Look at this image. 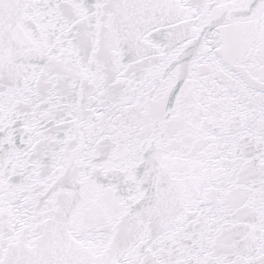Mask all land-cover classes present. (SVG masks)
<instances>
[{
	"label": "snow or ice",
	"instance_id": "obj_1",
	"mask_svg": "<svg viewBox=\"0 0 264 264\" xmlns=\"http://www.w3.org/2000/svg\"><path fill=\"white\" fill-rule=\"evenodd\" d=\"M0 264H264V0H0Z\"/></svg>",
	"mask_w": 264,
	"mask_h": 264
}]
</instances>
